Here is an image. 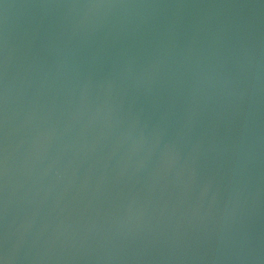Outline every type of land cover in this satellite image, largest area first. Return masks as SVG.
<instances>
[{
  "label": "water",
  "instance_id": "obj_1",
  "mask_svg": "<svg viewBox=\"0 0 264 264\" xmlns=\"http://www.w3.org/2000/svg\"><path fill=\"white\" fill-rule=\"evenodd\" d=\"M0 264H264V0H0Z\"/></svg>",
  "mask_w": 264,
  "mask_h": 264
}]
</instances>
